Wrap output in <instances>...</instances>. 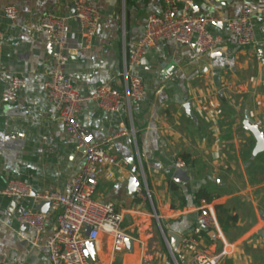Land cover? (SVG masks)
I'll return each mask as SVG.
<instances>
[{"label": "crops", "instance_id": "1", "mask_svg": "<svg viewBox=\"0 0 264 264\" xmlns=\"http://www.w3.org/2000/svg\"><path fill=\"white\" fill-rule=\"evenodd\" d=\"M88 1L102 15L99 30L89 38L77 20L69 19L71 57L65 68L83 95L109 81L121 83L124 49L144 35L148 15L163 8V0ZM74 2L0 0L5 35L0 47V256L11 262L51 264L46 242L56 222L49 216L41 236L26 227L19 216L38 202L34 195L4 194L9 182L28 184L35 196L55 191L81 172L84 161V150L48 99L44 83L51 78L56 51L40 29L46 13L72 16ZM194 4L198 14L219 19L220 25L210 26L222 38L216 51L196 57L194 47L160 41L133 69L144 82L145 97L134 104L132 119L127 110L111 114L94 101L79 115L96 140L114 137L107 149L123 161L100 177L95 194L117 205L133 241L132 250L126 245L114 252L111 236L103 233L94 264H174L164 233L170 245V232L182 238L190 234L207 204L216 211L221 234H204L201 249L215 254L231 245L221 264H264V171L254 157L256 139L244 126L248 113L264 129V0H235L226 9L216 0ZM244 4L256 22L253 47L238 46L222 24L239 15ZM7 6L19 9L16 21L6 16ZM15 76L26 78L28 86L15 102H6L4 91ZM188 101L193 116L184 107ZM179 157L190 177L182 184L173 180ZM202 188L211 198H198ZM174 255L179 264H196L194 252L182 243Z\"/></svg>", "mask_w": 264, "mask_h": 264}, {"label": "built area", "instance_id": "2", "mask_svg": "<svg viewBox=\"0 0 264 264\" xmlns=\"http://www.w3.org/2000/svg\"><path fill=\"white\" fill-rule=\"evenodd\" d=\"M74 4L76 11L72 16L46 13L41 17L40 29L47 43L58 48L51 78L44 83V87L58 119L76 140L77 146L84 150L82 169L79 174L70 177L62 189L34 196L38 203L42 200L51 201L47 213L30 208L19 216V220L26 223L37 236L45 232L48 217L51 215L54 217L56 228L46 242L51 264H94L87 255L88 243L97 244L101 235L107 233L112 239V250L117 252L126 247L129 238L123 226L124 216L117 205L112 201L102 202L94 199L100 177L107 169L121 164L123 160L107 149V145L114 137L98 141L83 126L79 120L82 110L94 101L111 114L127 110L132 119L134 104L145 97L144 82L133 69L142 63L152 46L160 41H174L181 46L194 47L195 56L200 57L216 51L222 43V38L210 30V26L218 23L219 19L195 13L194 0H163L162 11L148 15L144 35L130 50L124 49L121 83L109 81L102 84L94 93L83 95L65 71L71 57L69 19L77 20L84 34L91 38L99 30L102 15L88 0H75ZM5 14L11 21H16L19 9L16 6H7ZM225 22L238 46H256L258 43L256 22L248 4L242 6L239 15L229 17ZM4 39L5 35L0 29V47ZM27 86L26 78L15 76L4 91V100L15 102L18 92ZM176 165L181 169L187 168L185 160L181 157L177 159ZM3 193L11 197L33 196L32 188L19 180L10 181ZM159 225L164 233L160 222ZM88 228L90 230L87 234ZM210 231L221 234L216 211L213 206L207 204L200 208L196 227L183 237L181 242L183 249L194 252L196 264H221L232 252L231 245L215 254H209L205 249H201L202 236ZM164 236L174 264H179L165 233ZM0 264L22 263L11 262L0 256Z\"/></svg>", "mask_w": 264, "mask_h": 264}, {"label": "water", "instance_id": "3", "mask_svg": "<svg viewBox=\"0 0 264 264\" xmlns=\"http://www.w3.org/2000/svg\"><path fill=\"white\" fill-rule=\"evenodd\" d=\"M234 1L235 0H216V3H217V6L222 7L223 9H226L227 6L229 4H233ZM197 10H198V7H197V5L194 4L193 11L195 13H197L198 12ZM75 11H76V6L74 4L73 9H72L73 14H75ZM199 11H200V13H202L201 9ZM218 24L220 25V23H218ZM222 24L224 26H226L225 21ZM51 48L54 49L56 52L58 51V48L53 46V45H51ZM184 107H185L187 113H189L192 116L194 115L191 101H188L184 105ZM244 126L246 129L251 131V133L254 135V137L256 139V145H255L253 153L256 155L258 153L264 152V129L262 128V126L259 123L253 121L250 118L248 113H246V115H245ZM189 179H190V177H189L187 171L184 169H181V168H177L176 172L173 175V180L177 183H180V184L188 182ZM33 195L35 196V193ZM50 207H51V201L42 200L40 203L37 204L36 209L41 211V212L47 213L49 211ZM25 225H26V227L29 228V226L27 224H25ZM89 230H90V228L87 229V234H88ZM169 234H170L171 239H172L171 249L174 252L180 246L183 238L175 232H170ZM127 246L130 250H132L133 249V241L128 239L127 240ZM87 255L94 262L98 261V256L96 253V245L94 242L88 243Z\"/></svg>", "mask_w": 264, "mask_h": 264}, {"label": "trees", "instance_id": "4", "mask_svg": "<svg viewBox=\"0 0 264 264\" xmlns=\"http://www.w3.org/2000/svg\"><path fill=\"white\" fill-rule=\"evenodd\" d=\"M248 154L252 155V151L251 149H249ZM258 162V164L262 167L263 171H264V152L258 153L257 155L254 156ZM171 186L173 189H177L178 185L174 182L171 181ZM211 198L210 192L207 188H202L199 190L198 192V198ZM219 208H222L221 206H219Z\"/></svg>", "mask_w": 264, "mask_h": 264}, {"label": "rangeland", "instance_id": "5", "mask_svg": "<svg viewBox=\"0 0 264 264\" xmlns=\"http://www.w3.org/2000/svg\"><path fill=\"white\" fill-rule=\"evenodd\" d=\"M96 197H97V193L94 195V199H96V200H97V198H96ZM159 229H160V233H162V232H161V228H159ZM159 229H158V233H159Z\"/></svg>", "mask_w": 264, "mask_h": 264}]
</instances>
